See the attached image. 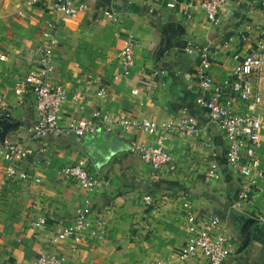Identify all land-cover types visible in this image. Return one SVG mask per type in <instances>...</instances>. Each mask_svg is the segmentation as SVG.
Returning <instances> with one entry per match:
<instances>
[{"label":"crops","instance_id":"crops-1","mask_svg":"<svg viewBox=\"0 0 264 264\" xmlns=\"http://www.w3.org/2000/svg\"><path fill=\"white\" fill-rule=\"evenodd\" d=\"M72 1L86 3L89 10L63 18L51 9L52 0H0V141L31 152L15 162L25 178H7L0 159V264H35L42 254L65 264H207L200 257H177L190 236L188 213L197 220L219 216L231 250L223 264H264V233L254 224L264 213V128L256 152L261 172L242 177L226 166L223 132L196 105L202 50L209 53L206 73L229 85L235 64L255 48L256 31L264 27V6L257 0H227L214 27L206 24L201 0ZM169 2L176 7L166 8ZM103 9L112 10L117 22L103 16ZM47 23L53 24L57 40L50 81L78 96L63 106L60 127L88 119L96 110L157 126L172 119L176 127L185 114L199 131L195 136H165L174 172L164 168L154 173L129 153L132 141L155 144V136L137 130L121 138L120 130L112 136L96 132L80 138L30 137L36 121L34 97L27 92L16 96L14 90L38 67L37 50L44 44ZM129 35L138 46L131 73L122 77L118 53ZM228 40L229 47L223 49ZM188 44L199 51L187 54ZM144 83L151 85L149 90ZM250 83L264 97V70ZM100 88L104 98L97 96ZM234 109L241 112L244 106L237 102ZM82 158L98 181L90 194L61 176L64 167ZM212 163L218 164L220 174L215 182L206 177ZM247 189L254 198L236 206L238 194ZM145 195L158 204L144 202ZM86 197L92 201V218L105 220L104 232L53 243L51 238L73 221ZM41 219L44 223L34 226Z\"/></svg>","mask_w":264,"mask_h":264},{"label":"built area","instance_id":"built-area-1","mask_svg":"<svg viewBox=\"0 0 264 264\" xmlns=\"http://www.w3.org/2000/svg\"><path fill=\"white\" fill-rule=\"evenodd\" d=\"M35 0H33L34 2ZM264 6V0H257ZM227 0H201L199 7L203 10L206 24L217 26L220 22V11L226 5ZM175 2L166 4V8L174 9ZM51 9L63 18H76L79 13L89 10V6L84 2L74 3L72 0H52ZM102 15L110 21L117 22V17L112 10H101ZM187 19L190 15L183 10ZM203 27H206L203 26ZM258 38L255 48L246 54L232 70L230 84L215 82L206 72L209 67V53L207 49L201 52V63L196 72V81L199 84L200 94L196 98V105L205 113L207 118L223 132L226 141V166L232 173H237L242 177L249 178L253 172L260 173V162L256 152L260 147V134L264 128V97L252 90L251 77L264 70V27L256 31ZM44 44L38 48V67L35 71L27 74L21 84H19L14 94L21 96L29 93L34 97V110L36 121L29 130L30 137L40 139L47 136H59L61 134H72L77 138L87 134L102 132L112 136L118 132L121 138L123 133L131 130L143 132L146 136H155V144L148 145L138 141H132L128 147L129 153L136 156L141 162L149 165L154 173L166 168L174 172L176 167L172 155L168 152L163 141L166 135L180 134L192 136L198 134L197 123L194 119L188 118L185 114L179 126L174 125L172 119L157 126L149 120H138L125 116L114 117L101 110L94 111L88 119H78L70 122L65 128L60 127L59 116L67 101H77V95H68L60 86H55L50 81L53 71V52L57 40L54 34V26L47 23L42 32ZM247 38L241 36V40ZM229 42L225 41L223 49L229 47ZM138 46L136 39L129 35L123 47L118 53V60L121 64L120 76H128L134 67V54ZM198 47L188 44L185 52L194 54L198 52ZM3 59V57H1ZM229 86L228 88H226ZM146 90L151 85L144 83ZM136 94V91L133 92ZM106 92L103 88L97 91V96L104 98ZM242 103L244 109L237 112L234 109L235 103ZM158 134V135H157ZM30 150L25 149L18 143H6L0 141V159L4 161L5 175L7 178H25V174L18 172L15 162L21 161L30 154ZM61 176L75 182V184L88 194L95 192L98 186L97 179L87 170V160L79 159L72 165L61 170ZM208 180L215 182L220 179L218 164L212 163L206 173ZM39 180H36L38 182ZM247 189L241 191L237 196L236 206L244 200L254 198ZM161 199H167L161 197ZM160 199V200H161ZM144 202L150 205H157L158 201L151 195L143 197ZM187 205H185L186 207ZM92 201L89 197L83 199L80 207L76 210L73 221L64 226L61 231L51 238L53 243L60 242L68 237H76L78 240H85L87 235H95L96 230H105L106 222L102 218L93 219L91 216ZM187 222L190 224V236L185 246L179 249L177 257L180 261H187L191 258L200 257L207 264H223L231 255L229 239L226 236V229L219 216H212L208 219H196L188 213ZM44 223L41 219L34 224L39 226ZM257 228L264 233V213L257 215L254 220ZM35 264H65L61 258L42 254ZM146 264H172L170 262L158 260Z\"/></svg>","mask_w":264,"mask_h":264},{"label":"water","instance_id":"water-1","mask_svg":"<svg viewBox=\"0 0 264 264\" xmlns=\"http://www.w3.org/2000/svg\"><path fill=\"white\" fill-rule=\"evenodd\" d=\"M105 4L107 3V0H102Z\"/></svg>","mask_w":264,"mask_h":264}]
</instances>
